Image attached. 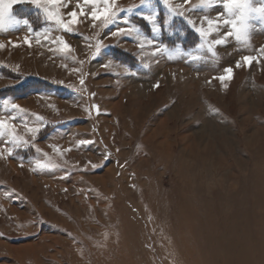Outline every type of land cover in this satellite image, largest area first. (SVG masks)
<instances>
[{
    "label": "rangeland",
    "instance_id": "rangeland-1",
    "mask_svg": "<svg viewBox=\"0 0 264 264\" xmlns=\"http://www.w3.org/2000/svg\"><path fill=\"white\" fill-rule=\"evenodd\" d=\"M200 4L116 0L132 12L107 27L79 16L71 31L34 5L12 6L34 31H0V90L28 84L0 97V119L15 116L27 140L0 136V264H264V21L212 55L229 28L201 38L202 19L224 10ZM47 7L64 21L91 12L83 0ZM152 12L159 30L139 15ZM161 44L180 50L153 54Z\"/></svg>",
    "mask_w": 264,
    "mask_h": 264
},
{
    "label": "snow or ice",
    "instance_id": "snow-or-ice-1",
    "mask_svg": "<svg viewBox=\"0 0 264 264\" xmlns=\"http://www.w3.org/2000/svg\"><path fill=\"white\" fill-rule=\"evenodd\" d=\"M165 4H168V0H163ZM184 3H188V0H183ZM23 4L28 3L31 5H34L37 9L43 10V12L46 14V17L49 21H55L57 25H59L64 31H71V28L69 25H73L78 22L79 16H88L90 17L94 22L98 20H102V26L107 27L110 24L115 23L116 19L118 18L119 14L123 11L132 12L133 8H128L127 10L118 8L116 5V0H83V4L85 5H91V12H85L83 8H81L80 12L77 13L75 10L70 11L67 13V15L70 17L68 21H64L56 11H51L47 6H55L61 3V0H0V31H5L8 27H11L12 25H23L27 28L29 32H33L34 29L31 26L30 20L28 18H17L12 14V6L15 4ZM220 6L223 8V12H218L216 20L213 21L212 19H208L207 17H204L202 19L207 21L208 29L205 30L204 27L195 28V31L198 33V35L201 38H206L209 36L213 31L219 32L220 28L223 26H228L229 30L224 33V35L219 38L215 39L211 42V44L208 46L207 51L211 53L212 55H216L214 52V46L223 45L227 42V37H231L234 35L236 41H241L242 38H246L248 36V30L250 28L249 21L253 19L259 18L261 21H264V0H261L260 7H252L249 0H219ZM151 0H140V5H150ZM79 6V5H78ZM206 0H201V4L199 7L201 10L206 7ZM136 7V6H133ZM170 15L173 17L175 16H181L183 17L184 12L178 11L177 8H173L170 6L169 8ZM227 14L228 18H225V15ZM141 15L142 19L150 22L153 24L154 30H159L158 26L156 25V18L157 14L155 12H152L150 15H145L143 13H139ZM232 17H235L234 19ZM123 23L127 24L128 19L127 17L123 18ZM169 21L165 20L164 24L168 25ZM187 23L189 25H194V21L191 19L187 20ZM135 31L137 35L139 36V30L138 29H125L121 28L119 29L120 33L124 34H130L131 32ZM113 35H116V33H113ZM37 36H39V33H37ZM26 44L30 43L28 38H25L24 41ZM52 43H58L59 45H62L61 48H59V51H70V45H68L61 37H56ZM148 44H153V41L149 40ZM141 48L144 47V44L141 43L139 45ZM4 45L0 44V48H3ZM97 51H99L100 45L97 44ZM198 47H203V45H200ZM180 49L174 48L169 49L168 45L161 44L158 47L154 49V53L159 52H165L168 54V58L171 59L173 55ZM262 50H264V46H262ZM192 59H199L198 56H192ZM253 57L244 56L242 57V60L245 64L250 65L252 63ZM241 64L240 61H237V67H239ZM224 72L227 74L225 76H220L219 79L221 81L225 79L231 78V72L232 69L225 68ZM81 83L83 84V80H81ZM159 85H154V87H158ZM7 103V102H5ZM13 108L18 109L20 112H23V109H20L17 105H12ZM97 108V111H99L98 106H93ZM40 119L39 117H37ZM15 116L8 117V120H15ZM8 120L0 119V136H3L7 134L11 137V143H27V140H24L23 137H19L14 132V125L12 123H9ZM30 133H35L39 131V128L37 127H29L27 129ZM80 144H86L87 141H80ZM70 150V149H69ZM39 151V149H37ZM56 151H59V149H56ZM8 155H12V149H7ZM36 166L38 168H46L49 165L41 163L40 161L36 162Z\"/></svg>",
    "mask_w": 264,
    "mask_h": 264
},
{
    "label": "trees",
    "instance_id": "trees-1",
    "mask_svg": "<svg viewBox=\"0 0 264 264\" xmlns=\"http://www.w3.org/2000/svg\"><path fill=\"white\" fill-rule=\"evenodd\" d=\"M117 51V50H116ZM116 51H114V53L116 54ZM117 54L121 57V58H123L124 60H123V62H125L126 64H130V65H133L132 63H133V61H131L130 62V58L127 56V55H125V54H122L121 52H118L117 51ZM46 87H50V85L48 84V86H46ZM16 90H18V88H9V89H7V90H4V89H2V90H0V97H2V95H4V94H6V93H9V92H15ZM49 130V128H45V129H43L42 130V135H44L45 133H47V131Z\"/></svg>",
    "mask_w": 264,
    "mask_h": 264
}]
</instances>
